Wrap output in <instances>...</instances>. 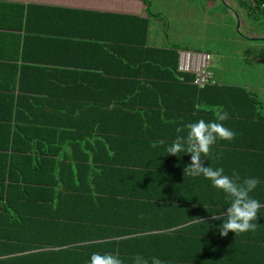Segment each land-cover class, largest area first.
I'll use <instances>...</instances> for the list:
<instances>
[{"label":"trees","instance_id":"trees-1","mask_svg":"<svg viewBox=\"0 0 264 264\" xmlns=\"http://www.w3.org/2000/svg\"><path fill=\"white\" fill-rule=\"evenodd\" d=\"M233 1L247 11L246 23L264 17V0ZM181 48L202 51L155 45L140 74L104 71L103 84L84 72L21 61L13 86L0 89V264H88L93 251L114 253L124 264L137 255L147 264L152 257L164 264H264V217L255 231L221 236L223 217L213 213L230 200L224 193L216 200L189 196L220 190L203 176H185L191 154L166 152L186 135L185 123L226 112L222 123L236 135L217 140L202 160L238 183L255 177L250 195L264 204V105L244 85L194 84L193 74L178 70ZM134 173L167 191L155 194V204L176 211L168 246L106 243L117 234L112 228L139 227L111 215L132 196L109 186Z\"/></svg>","mask_w":264,"mask_h":264},{"label":"crops","instance_id":"crops-1","mask_svg":"<svg viewBox=\"0 0 264 264\" xmlns=\"http://www.w3.org/2000/svg\"><path fill=\"white\" fill-rule=\"evenodd\" d=\"M224 2L240 23L236 43L264 40V34L252 31L251 25L244 21L247 11L239 8L233 0ZM155 12V0H0V89L8 91L13 86L22 60L97 76V79H88H93L90 81L93 84L101 81L104 71L121 78L140 74L144 65L142 58L148 49L155 45H189L185 42L186 35L173 37L161 31ZM226 27L225 30H230L229 25ZM251 36L261 39H251ZM193 48L209 52L212 64L215 62L211 50ZM113 50L117 57L111 56ZM149 54L155 59V53ZM153 70L155 68L150 65L148 71L152 73ZM244 86L260 99L259 91H264V86ZM12 92L15 90L6 93ZM132 160L155 163V158L150 157H133ZM109 188L135 197L121 198L126 205H121L116 209L118 212L111 215L126 217L137 222L139 227L112 228L110 230L117 234L106 243L113 241L118 242L117 246L156 247L168 246L166 243L172 242L170 237L174 236L168 227L172 225L176 211L173 207L155 204V194L164 191L167 194L166 190L155 186V180L145 182L134 173L125 179L119 177ZM218 192H191L189 196L201 200L223 198V192ZM170 193L178 194L173 189Z\"/></svg>","mask_w":264,"mask_h":264},{"label":"rangeland","instance_id":"rangeland-1","mask_svg":"<svg viewBox=\"0 0 264 264\" xmlns=\"http://www.w3.org/2000/svg\"><path fill=\"white\" fill-rule=\"evenodd\" d=\"M228 7L224 0H155L161 31L173 37L186 35L187 44L212 51L215 62L211 70L215 80L264 86V40L236 43L239 22ZM247 22L252 31L264 34V17ZM227 25L228 31L224 29ZM259 94L264 102V91L260 90Z\"/></svg>","mask_w":264,"mask_h":264},{"label":"clouds","instance_id":"clouds-1","mask_svg":"<svg viewBox=\"0 0 264 264\" xmlns=\"http://www.w3.org/2000/svg\"><path fill=\"white\" fill-rule=\"evenodd\" d=\"M226 119L227 113L222 112L217 114L215 120L199 119L185 123L183 127L187 129L186 135H177L167 146L166 152L178 156L184 153L191 154V162L184 168L185 176H203L210 180L213 187L225 194V198L230 200V203L226 208L218 211L219 216L216 215L217 212H212L213 217L215 219L223 217L219 227L221 236H227L230 231L236 236L256 230L258 219L264 217V204L250 195L258 183L255 177H247L238 183L225 174L223 167L213 168L204 163L210 154L211 146L217 140L231 141L236 135L234 130L222 123ZM179 131L178 128L177 132ZM88 264H124V262L114 253L93 251L88 258ZM134 264H147V261L137 255L134 257ZM152 264H164V261L152 257Z\"/></svg>","mask_w":264,"mask_h":264},{"label":"built area","instance_id":"built-area-1","mask_svg":"<svg viewBox=\"0 0 264 264\" xmlns=\"http://www.w3.org/2000/svg\"><path fill=\"white\" fill-rule=\"evenodd\" d=\"M178 56V70L193 74L194 84L204 86L215 83L211 70L212 56L209 52L181 48L178 50Z\"/></svg>","mask_w":264,"mask_h":264},{"label":"water","instance_id":"water-1","mask_svg":"<svg viewBox=\"0 0 264 264\" xmlns=\"http://www.w3.org/2000/svg\"><path fill=\"white\" fill-rule=\"evenodd\" d=\"M238 27H240V23L238 24ZM250 38L251 39H257V37H254V36H251ZM262 38H264V37H262Z\"/></svg>","mask_w":264,"mask_h":264}]
</instances>
